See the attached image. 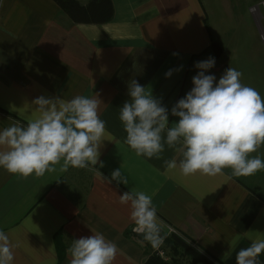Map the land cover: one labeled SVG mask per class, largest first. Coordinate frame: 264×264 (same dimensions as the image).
I'll return each instance as SVG.
<instances>
[{"label":"crops","instance_id":"crops-1","mask_svg":"<svg viewBox=\"0 0 264 264\" xmlns=\"http://www.w3.org/2000/svg\"><path fill=\"white\" fill-rule=\"evenodd\" d=\"M110 1L113 18L102 25H73L52 0L0 2V130L26 126L38 97L96 95L113 137L103 141L97 165L86 169L61 172L57 165L42 177L20 179L0 168V230L15 245L13 264H70L72 241L97 233L117 246L113 264H144L157 248L132 238L141 234L132 231L130 204L120 203L131 190L151 196L158 222L168 226L163 236L184 237L215 264H236L237 252L252 243L247 231L264 240V171L257 172L261 192L228 169L216 177L167 172L164 161L179 164L182 155L165 143L159 159L137 156L119 119L134 79L168 109L169 127L178 122L171 109L192 88L185 87L189 68L215 41L205 6L202 0ZM119 168L127 185L109 183ZM236 234L243 238L223 259ZM258 259L264 264V252Z\"/></svg>","mask_w":264,"mask_h":264},{"label":"clouds","instance_id":"clouds-1","mask_svg":"<svg viewBox=\"0 0 264 264\" xmlns=\"http://www.w3.org/2000/svg\"><path fill=\"white\" fill-rule=\"evenodd\" d=\"M214 65L211 57L195 64L199 72L192 78L194 86L171 109V115L179 118L172 127L168 126V109L136 80L130 82V101L123 104L119 119L127 134L125 143L137 156L159 159L166 143L183 157L179 164L175 158L165 160L166 171H178L182 177L223 176L225 169H231V176L242 177L264 170V160L251 157L264 145V99L241 83L242 73L234 68L228 67L216 82L214 75L205 74ZM165 75L171 76L172 70ZM100 103L96 95L76 96L70 101L43 96L34 99L36 107L26 126L14 123L0 130V168L27 179L56 171L57 165L61 172L97 165L103 141L113 139L99 117ZM11 110L17 111L15 107ZM112 181L129 183L120 168L111 173L109 183ZM120 203L130 204L133 231L153 248L161 246L167 235L162 236L161 231L168 226L158 222L151 196L126 191L120 195ZM254 232L244 234L252 243L237 252L236 264H260L264 240L256 239ZM242 238L241 234L233 236L223 259ZM14 247L9 235L0 230V264H13ZM67 253L70 264H113L117 246L97 233L74 239Z\"/></svg>","mask_w":264,"mask_h":264},{"label":"rangeland","instance_id":"rangeland-1","mask_svg":"<svg viewBox=\"0 0 264 264\" xmlns=\"http://www.w3.org/2000/svg\"><path fill=\"white\" fill-rule=\"evenodd\" d=\"M202 2L208 15L211 34L223 49L222 56L215 59L214 67L205 74L214 75L218 82L228 67L234 68L242 73L241 83L254 88L264 99V43L259 38L257 25L249 12V7L254 1L202 0ZM210 57L212 58L210 53H205L195 59L185 80L187 90L194 86L192 78L199 72L195 64ZM186 94L185 91L184 97ZM256 156L264 160V145L251 154V157ZM228 170L231 172V169ZM258 177L263 176L256 173L238 178H243L255 190L261 192L262 181Z\"/></svg>","mask_w":264,"mask_h":264},{"label":"trees","instance_id":"trees-1","mask_svg":"<svg viewBox=\"0 0 264 264\" xmlns=\"http://www.w3.org/2000/svg\"><path fill=\"white\" fill-rule=\"evenodd\" d=\"M73 25H102L113 18V6L110 0H86L80 3L78 0H52ZM204 53H210L212 58L219 59L223 49L220 43L212 41ZM200 55V56H201ZM251 193L252 190L239 181ZM162 235V234H161ZM163 236V235H162ZM142 245H149L143 235L132 237ZM169 261H163L155 254H151L144 264H215L207 255L193 246L184 237L172 234L164 239L163 247Z\"/></svg>","mask_w":264,"mask_h":264},{"label":"built area","instance_id":"built-area-1","mask_svg":"<svg viewBox=\"0 0 264 264\" xmlns=\"http://www.w3.org/2000/svg\"><path fill=\"white\" fill-rule=\"evenodd\" d=\"M249 12L257 25L259 38L264 43V0H258L255 5L249 8ZM155 254L160 258H165L164 251L161 249L157 248Z\"/></svg>","mask_w":264,"mask_h":264}]
</instances>
